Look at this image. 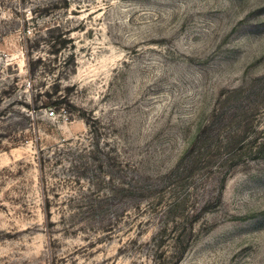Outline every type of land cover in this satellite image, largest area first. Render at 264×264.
Here are the masks:
<instances>
[{
    "label": "rangeland",
    "instance_id": "374dc122",
    "mask_svg": "<svg viewBox=\"0 0 264 264\" xmlns=\"http://www.w3.org/2000/svg\"><path fill=\"white\" fill-rule=\"evenodd\" d=\"M0 264H264V0H0Z\"/></svg>",
    "mask_w": 264,
    "mask_h": 264
}]
</instances>
